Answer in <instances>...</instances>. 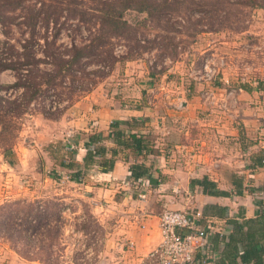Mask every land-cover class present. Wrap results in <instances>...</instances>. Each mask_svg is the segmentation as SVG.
<instances>
[{
	"label": "crops",
	"instance_id": "obj_1",
	"mask_svg": "<svg viewBox=\"0 0 264 264\" xmlns=\"http://www.w3.org/2000/svg\"><path fill=\"white\" fill-rule=\"evenodd\" d=\"M236 41L264 52V28L250 40L238 35ZM222 51L209 59L223 61L220 81L210 83L205 64L195 66L191 57L186 65L183 60L154 66L150 58L131 60L121 77L112 76L116 82L98 86L59 119L38 114L30 154L42 155L53 176L81 189L103 217L117 215L95 264H150L149 255L161 241L160 215L168 209L201 210L204 223L220 235L232 230L231 219L254 220L263 213L255 191L264 189V166L253 160L264 152V65L257 57L251 67L256 77L238 78L231 72L230 54ZM116 130L140 137L149 153L135 150L132 142L119 145ZM94 145L100 154L87 164ZM133 165L150 175L132 180ZM205 177L229 195L204 193L194 182ZM246 231L263 230L255 225Z\"/></svg>",
	"mask_w": 264,
	"mask_h": 264
},
{
	"label": "rangeland",
	"instance_id": "obj_2",
	"mask_svg": "<svg viewBox=\"0 0 264 264\" xmlns=\"http://www.w3.org/2000/svg\"><path fill=\"white\" fill-rule=\"evenodd\" d=\"M80 1L86 5L93 4V0H52L49 3L64 8ZM242 2L186 0L185 7L177 5L179 9L172 16L170 23L176 29L172 33L165 31V22L157 25L144 21L145 14L129 11L125 14L131 27L129 35L115 41L117 50L121 55L130 57V61L150 58L153 66L167 60H183L186 65L191 57L195 66L201 68L209 63L211 68L216 69L215 81H220L219 68L224 63L209 59L218 58L223 50L230 54L228 63L234 76L256 77L251 67H254L257 57L264 65L263 48L257 49L259 54L254 53L244 43L236 44L239 43L236 38L244 35L250 40L264 28V9H251L243 6ZM29 4L32 2L24 5ZM7 16L9 19L0 18V62L18 67L25 61L23 53L34 51L31 46L39 37L44 43L45 37L49 40L56 36L59 45L84 36L83 32L75 31L74 25L68 27L73 21L66 11L49 27L43 23H38L35 28L27 25L29 15L22 9L17 13L9 12ZM226 41L227 44L221 43ZM23 46H28V50ZM33 58L35 61L50 62L42 51L33 53ZM127 61L98 72L99 76L93 82L95 87L89 86L92 89L90 92L100 85L116 82L117 79L114 77V81L112 76L121 77ZM39 65L45 68V63ZM92 70V67L86 68V72ZM199 75L202 76V72ZM79 78L78 73L66 74L57 88L43 91L31 103L28 113L19 119L20 130L12 153L6 155L0 151V264H95L105 241L115 229L116 214L103 217L105 213L99 214L95 203L86 199L81 189L61 184L52 170L46 168L43 156L29 152L31 130L37 125L36 118L41 117L38 114L59 119L67 107L81 99L79 96L82 95H78ZM208 81L214 83L213 79ZM14 82V71L0 72V84ZM2 94L14 96L15 91L11 88ZM207 113L212 112L209 109Z\"/></svg>",
	"mask_w": 264,
	"mask_h": 264
},
{
	"label": "trees",
	"instance_id": "obj_3",
	"mask_svg": "<svg viewBox=\"0 0 264 264\" xmlns=\"http://www.w3.org/2000/svg\"><path fill=\"white\" fill-rule=\"evenodd\" d=\"M49 1L52 2V0H0V18L6 17L9 19L7 13H17L22 9L29 15L27 25H32L35 28L38 23H43L46 27H49L51 23H56L61 18V14L66 11L68 17H70L69 19L73 21L72 24H68V27L74 25L75 31L84 34V36H79V39L72 38L59 45L57 44L59 39L56 36L49 40L45 37L44 43L40 42L39 37L37 38L38 41H35L34 45L31 46L34 51L23 53L25 61L18 64L19 67L16 64L0 62V72L11 70L15 72L16 77V82L13 84H0L1 154L12 153L14 141L18 138L20 130L19 119L21 120L28 113L31 103L46 89L57 88L66 74L67 76L74 73L80 74L78 95L84 96L92 90L91 88L95 87L93 82L98 78V72L108 70L123 60L130 61V57L121 55L118 52L115 43L117 39H124L129 35L131 27L125 19L127 12L143 13L146 15L144 21L149 20L157 25L165 22V28H167L165 31L172 33L176 31L170 23L172 16L178 11L179 5H183L184 8L186 2V0H91L93 4L90 5L80 1L73 3V6L63 8V6L49 3ZM242 1V5L245 7L264 9V0ZM26 2H32V4L24 5ZM42 15L45 17H42ZM66 30L69 29L66 28ZM23 48L28 50L29 47L23 46ZM39 51H42L50 62L35 61L33 53ZM41 63H45V68H40L39 64ZM87 67H92L93 70L86 72ZM89 86H91L90 89ZM11 88L15 91L14 96L12 94L10 96L2 94V92H7ZM82 96H79V99ZM117 126L118 124H115L114 127ZM114 139L124 147H129V143L132 142L133 148L142 152L143 155L149 153V150L142 144L141 138L138 136L132 135L127 138L122 132L116 130ZM95 140L98 139L91 137V142ZM93 147V150L91 149L92 146L88 149L87 164L93 160L95 154H100V149L95 145ZM253 162L256 166H264V152L255 157ZM113 164L114 162L111 161L108 164V169L112 168ZM131 173L132 180L150 175L146 168L139 165H133ZM194 183L200 185L206 194L229 195L228 192L220 191L217 185L206 177L202 180H196ZM246 191L248 190L238 189L237 192L240 195H245L247 194ZM251 192L253 193V189H251ZM259 203L264 208V202L260 200ZM201 223L205 227L208 226L207 223H204V219ZM230 224L232 230L227 235L209 232L208 241L215 255L209 260L210 264H252V262L258 264L263 262L264 209L263 213L254 220L231 219ZM255 225L262 228V233L252 235L246 231V228ZM246 234L247 236H245ZM215 235H217V241L213 238ZM219 245H222V248ZM204 258L203 251L199 250L197 259L201 262Z\"/></svg>",
	"mask_w": 264,
	"mask_h": 264
},
{
	"label": "built area",
	"instance_id": "obj_4",
	"mask_svg": "<svg viewBox=\"0 0 264 264\" xmlns=\"http://www.w3.org/2000/svg\"><path fill=\"white\" fill-rule=\"evenodd\" d=\"M204 67L208 70L209 79L215 81L217 70L211 68L209 63ZM234 91L230 90L229 95ZM71 148L75 149L76 146L71 144ZM255 196L264 202V190L256 192ZM203 219L201 210L190 213L169 209L163 211L159 221L161 241L149 255L150 264H210L209 260L215 256L208 241L209 232L212 231L210 224L207 227L202 225ZM199 250L205 255L201 262L197 259Z\"/></svg>",
	"mask_w": 264,
	"mask_h": 264
}]
</instances>
